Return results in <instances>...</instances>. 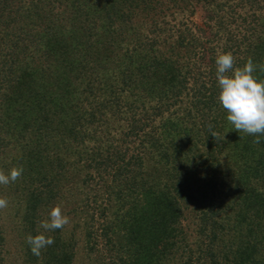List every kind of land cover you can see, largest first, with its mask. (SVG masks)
<instances>
[{
    "label": "trees",
    "instance_id": "trees-1",
    "mask_svg": "<svg viewBox=\"0 0 264 264\" xmlns=\"http://www.w3.org/2000/svg\"><path fill=\"white\" fill-rule=\"evenodd\" d=\"M222 53L264 80V0H0V264H264V135L227 120Z\"/></svg>",
    "mask_w": 264,
    "mask_h": 264
},
{
    "label": "clouds",
    "instance_id": "clouds-1",
    "mask_svg": "<svg viewBox=\"0 0 264 264\" xmlns=\"http://www.w3.org/2000/svg\"><path fill=\"white\" fill-rule=\"evenodd\" d=\"M216 79L219 88L218 102L227 111V120L238 132L243 131L256 136L264 135V80H259L253 73L256 63L249 58L239 68H234V57L231 53H222L216 58ZM231 70V74H228ZM259 134V135H257ZM215 137V133L211 134ZM206 146V144H205ZM22 168H13L7 174L0 172V184L15 181L21 174ZM8 201L0 197V208L7 206ZM68 219L59 208H54L49 214V220L42 223L45 230L62 228ZM34 254L39 255L40 249L51 244V238L40 234L28 236Z\"/></svg>",
    "mask_w": 264,
    "mask_h": 264
}]
</instances>
